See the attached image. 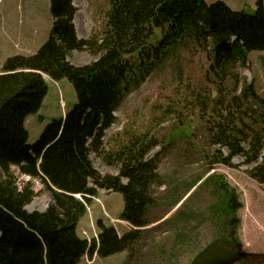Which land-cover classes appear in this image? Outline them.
Listing matches in <instances>:
<instances>
[{
    "label": "trees",
    "instance_id": "obj_1",
    "mask_svg": "<svg viewBox=\"0 0 264 264\" xmlns=\"http://www.w3.org/2000/svg\"><path fill=\"white\" fill-rule=\"evenodd\" d=\"M50 11L48 41L34 55L7 58L0 74V264H79L85 256L107 258L130 250L149 224L151 187L159 175L157 156L148 155L158 144L142 136L123 150L104 154L103 138L116 123L115 112L173 47L188 38L210 42L219 69L246 65L250 52L264 51V0L257 1L253 12L235 11L222 1L112 0L100 45L78 37L73 0H50ZM87 51L98 59L83 67L69 62L72 52ZM41 73L55 81L68 79L77 102L29 144L25 120L40 110L48 91ZM245 90L254 95L251 85ZM261 120L264 129V116ZM255 124L261 126L259 118ZM242 136L236 120L221 126L217 144L229 148L230 154L218 163L229 165L236 157L250 155L239 143L251 145V140ZM263 151L246 164H256ZM93 154L118 174H100ZM13 168L40 180L50 192L45 212L26 210L37 194L30 182L19 188ZM255 170L260 172L253 177L264 183V172ZM99 190L123 195L120 220L132 229L120 236L99 221L100 233L89 243L78 236L77 227ZM233 198L231 194L226 214L234 218L238 210ZM231 240L238 254L236 229Z\"/></svg>",
    "mask_w": 264,
    "mask_h": 264
},
{
    "label": "rangeland",
    "instance_id": "obj_2",
    "mask_svg": "<svg viewBox=\"0 0 264 264\" xmlns=\"http://www.w3.org/2000/svg\"><path fill=\"white\" fill-rule=\"evenodd\" d=\"M222 1L233 9L252 12L257 0ZM74 3L79 9L75 18L78 37L100 45L112 0ZM52 25L50 0H0V74L7 58L36 54L48 41ZM98 57L89 51L72 52L68 60L83 67ZM41 75L48 91L40 110L25 120L29 144L77 102L68 79L55 81ZM250 85L254 95L245 90ZM115 116L116 123L103 138L104 154L123 150L142 136L145 142L158 144L149 155L158 159L159 179L151 187L154 205L142 238L130 250L107 258L85 256L79 264H264V183L253 177L254 172H260L257 167L264 172V151L256 164H246L264 148V51L250 52L246 65L219 69L211 43L188 38L173 47ZM255 118H259L260 127ZM227 120H236L243 128V139L251 140V145L237 141L250 155L236 157L229 165L218 162L228 157L230 149L217 144ZM92 160L100 174H118L114 166L102 163L94 154ZM13 172L19 188L30 182L37 194L26 210L45 212L52 201L50 192L40 180L22 175L16 168ZM98 194L101 202L93 200L90 205L96 234L99 221L114 226L119 235L132 229L119 220L123 195L105 190ZM231 194L238 210L234 218L232 213L226 214ZM114 219L120 222L113 224ZM235 229L238 254L231 240ZM83 231L89 232L90 239L95 236L88 211L77 228L80 238H84Z\"/></svg>",
    "mask_w": 264,
    "mask_h": 264
},
{
    "label": "crops",
    "instance_id": "obj_3",
    "mask_svg": "<svg viewBox=\"0 0 264 264\" xmlns=\"http://www.w3.org/2000/svg\"><path fill=\"white\" fill-rule=\"evenodd\" d=\"M208 2H209V0H207ZM234 10H238V9H234ZM94 206V205H93ZM84 218V217H83ZM91 219H92V221H93V223H94V220L96 221V217H95V215L93 216H91L90 217V225H91ZM82 221V220H81ZM81 221H80V223H81ZM80 223H79V225H80ZM79 225H78V227H79Z\"/></svg>",
    "mask_w": 264,
    "mask_h": 264
}]
</instances>
